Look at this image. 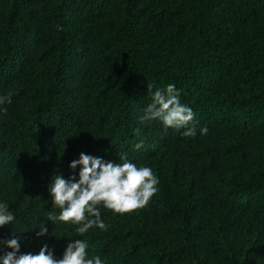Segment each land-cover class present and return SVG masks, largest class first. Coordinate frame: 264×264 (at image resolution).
<instances>
[{
  "label": "trees",
  "instance_id": "16d2710c",
  "mask_svg": "<svg viewBox=\"0 0 264 264\" xmlns=\"http://www.w3.org/2000/svg\"><path fill=\"white\" fill-rule=\"evenodd\" d=\"M168 84L195 113L186 128L141 121ZM9 93L0 203L15 220L0 239L18 255L60 259L81 239L103 264H264V0H0ZM81 153L150 167L158 192L131 214L100 206L107 230L79 235L48 219V186L78 178Z\"/></svg>",
  "mask_w": 264,
  "mask_h": 264
},
{
  "label": "clouds",
  "instance_id": "9594fccd",
  "mask_svg": "<svg viewBox=\"0 0 264 264\" xmlns=\"http://www.w3.org/2000/svg\"><path fill=\"white\" fill-rule=\"evenodd\" d=\"M152 91V86H148ZM180 91L174 84H168L164 89L152 92V103L147 107L141 121L159 119L166 128H186L193 120V110L180 101ZM11 102V93L0 97V104ZM6 111V109H4ZM208 129L202 128L201 134L206 135ZM185 136H195L194 129H188ZM142 145H137L141 147ZM79 166L78 178L72 175L65 179L56 175L48 186L49 194L58 216L48 219L59 220L76 225L75 231L83 236L93 227L107 230V225L101 219L100 206L118 214H131L145 208L151 198L158 192V178L150 167L140 166L125 161L124 163L105 162L99 157L84 153L78 160H73L69 167L75 173ZM15 220L8 210L7 203H0V228ZM37 236L47 234V228L40 224ZM0 245L11 248L0 257L2 264H103L99 256L87 258L89 247L86 240L76 239L67 245L63 257L57 259L53 252L44 245L38 254H19L18 239H0Z\"/></svg>",
  "mask_w": 264,
  "mask_h": 264
}]
</instances>
